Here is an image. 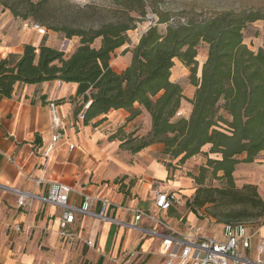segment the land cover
<instances>
[{"label":"trees","instance_id":"1","mask_svg":"<svg viewBox=\"0 0 264 264\" xmlns=\"http://www.w3.org/2000/svg\"><path fill=\"white\" fill-rule=\"evenodd\" d=\"M112 1L117 8L103 24H44L70 39L80 37L70 55L52 45L25 44L16 64L7 57L0 58V93L11 96L19 82L77 83L76 96L82 95L84 102L74 110L76 117L84 103L91 101L84 112L85 124L94 120L97 125L112 110L129 113L128 123L146 110L152 127L147 135H127L121 126L111 138H120V144L133 153L162 143L163 156L171 159L168 167L185 164L195 155L207 157L206 164L193 175L197 186L192 200L186 203L194 213L207 207L211 216L223 221L220 212L223 215L228 208L239 206L252 216L264 217V199L258 186L239 187L235 180L237 165L254 162L264 150V46L255 51L244 42L245 27L264 20V9L223 11L209 19L179 23L161 18L167 22L164 31L155 20L152 24L149 21L139 42L131 47L126 46L131 42L128 32L138 28V16L146 13L147 4L145 0ZM46 2L0 0L14 17L26 21H43L40 13ZM98 38L101 43L96 46ZM203 43L208 52L199 62L198 48ZM124 46V53L130 51L132 59L118 72L111 59ZM176 59L190 70L188 78L196 86L192 98L184 94L180 82L171 80ZM186 102L191 103L187 113L183 111ZM180 110L182 115H178ZM209 170L222 181L221 186L205 183Z\"/></svg>","mask_w":264,"mask_h":264},{"label":"crops","instance_id":"2","mask_svg":"<svg viewBox=\"0 0 264 264\" xmlns=\"http://www.w3.org/2000/svg\"><path fill=\"white\" fill-rule=\"evenodd\" d=\"M50 37L39 35L32 23L14 17L0 4V58L7 57L16 64L23 55L25 44L55 46ZM125 48H118L111 59V65L118 72L126 69L132 59L130 51L123 57L119 53ZM179 65L187 72L189 70L176 59L172 81L179 82L174 78V68ZM189 85V93L184 94L192 98L196 86ZM77 87V83L58 80L34 84L19 82L11 96L0 93V264H106L109 255L131 249L153 250L162 244L158 235L144 234L86 213H77L71 227L82 238L95 240V246L61 238L55 223L63 213L61 207L39 199L30 206L18 205L19 192L45 196L52 181L72 186L68 202L74 206L84 205V193L94 198L107 197L116 204L148 210L158 217L161 215L176 228L191 232L199 227L203 234L222 238L225 222L207 229L193 211L187 215L186 223L179 204L171 210H159L154 194L156 187L179 191V202L184 194H192V189L183 188L190 186L186 180H176L179 179L176 171L169 173L167 163L171 159L153 155V150L162 153V143L133 153L120 144V138H111L121 126L127 135H147L152 128L150 113L144 110L142 115L127 123L129 113L112 110L97 125L94 120L85 124L74 114L84 102L82 95L76 96ZM53 102H57V115L64 119V137L45 164L43 147L55 131ZM190 108L191 103L186 102L184 110L189 112ZM143 121L146 123L141 126ZM258 155L252 163L237 165L235 180L239 187L256 184L264 198V150ZM40 178L44 180L39 182ZM87 205L90 211L100 208L99 202L94 200ZM109 213L121 221H135L132 211L117 206ZM16 225L22 226V230L18 231ZM141 225L151 226V222L144 218ZM255 227L260 233L254 236L246 250L251 258H255L260 240L264 241V224ZM135 264H162V258L153 254Z\"/></svg>","mask_w":264,"mask_h":264},{"label":"built area","instance_id":"3","mask_svg":"<svg viewBox=\"0 0 264 264\" xmlns=\"http://www.w3.org/2000/svg\"><path fill=\"white\" fill-rule=\"evenodd\" d=\"M150 19V24L153 23V18ZM32 28L40 35H46L48 29L37 22H33ZM136 30V29H135ZM143 32H141L142 34ZM140 34V35H141ZM91 101H86L83 108L78 113L79 119H84V112L90 106ZM57 104H51L54 115V132L50 139L44 144L43 156L45 164L52 156L53 152L61 143L64 133V119L57 115ZM183 111H179L178 115H182ZM70 147H74L70 144ZM39 179V182L43 181ZM73 190L72 186L61 182L52 181L48 189V195H40L30 193L28 191L19 192L18 205L30 206L34 200L39 199L42 202L55 204L61 207L63 213L55 219L58 224L57 233L61 238L70 240L71 242L83 241L87 245L94 247L95 240L84 239L71 226L74 223L77 213L90 214L94 217L138 230L148 235H158L162 238V244L153 250L144 251L142 249H131L130 251H122L116 255L107 256L106 264H135L138 260H145L147 257L155 254L162 258V264H264V241L260 240L257 245V254L255 258H251L246 253L250 246L251 240L257 235L256 227H253L249 222L238 221L229 222L223 225L222 238L214 235H206L202 233L201 228L197 227L194 231L188 232L176 228L162 217L159 218L156 214L140 208L126 207L114 203L107 197L94 198L88 194H83L85 197L84 205L74 206L68 202L69 194ZM156 204L159 210H171L176 207L179 202V197L176 192L170 189H162L161 187L154 188ZM99 202L98 211H90L88 208L89 201ZM115 206L132 211L134 220L131 222L121 221L110 215L109 211ZM148 219L151 226H142V219ZM161 230H158L157 228ZM18 231L22 230V226L16 225Z\"/></svg>","mask_w":264,"mask_h":264},{"label":"rangeland","instance_id":"4","mask_svg":"<svg viewBox=\"0 0 264 264\" xmlns=\"http://www.w3.org/2000/svg\"><path fill=\"white\" fill-rule=\"evenodd\" d=\"M145 3L147 4L146 13L138 16V28L128 32L129 36H131V42L126 44V46L133 47L139 42L141 32L146 31L149 26V18H153L159 30L164 31L167 27V22H161V18L169 19L168 22L170 23H179L187 22L190 19H209L223 11L248 12L250 10L264 9V0H145ZM43 7V11L40 13L43 21L31 18L29 19L30 23L33 24V22H37L42 25L51 23L58 27H62L64 24L78 27L97 26L108 22L112 13L117 8L112 0H47ZM134 14L137 15L136 13ZM45 27L48 28L46 25ZM244 32V42L248 47L258 51L259 48L264 46V20L249 22ZM47 34L45 36H51V41L54 43L55 47L65 51L67 55L71 54V51L79 44L80 40V37H73V41H70V38L65 37L63 33L49 28ZM100 43L101 38H98L94 45L99 46ZM198 49V60L199 62H203L208 52L207 44H201ZM119 53L122 57L126 55L121 51ZM189 74L190 70L187 72L181 65L174 68V78L178 79L183 85L185 93H189ZM183 111L187 113L184 109ZM147 115L149 116V113H147ZM144 122L146 123V121H143L141 126H143ZM206 149H208V146ZM152 153L155 158L164 159L160 150H153ZM212 157L217 156L213 154ZM206 162L207 157L203 154H199L190 158L185 164H177L174 167H170L169 173L171 170L172 172L176 171L178 173L176 178L179 179L175 178L176 180L180 181V179H183V181L186 180L190 184V186H183V188L189 187L192 189L191 196H188L189 194H184L178 203L181 213L185 214L186 223L188 221L187 215L190 216L191 212V207L186 203L187 200H192L195 194V187L197 186L193 175L198 174L199 167L205 165ZM205 183L213 186L222 185V181L214 178L210 170L208 171ZM176 193H178V197H181L179 191ZM196 215L200 221H202V225L207 229L217 227L218 224H222L225 221H238L239 219L248 221L253 227L264 224V217L252 216L249 210L239 206L236 208H228L223 215L220 212V218H222L223 221L217 217L211 216L208 213L207 207L198 208ZM161 217L160 215L159 218Z\"/></svg>","mask_w":264,"mask_h":264}]
</instances>
